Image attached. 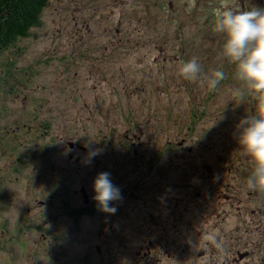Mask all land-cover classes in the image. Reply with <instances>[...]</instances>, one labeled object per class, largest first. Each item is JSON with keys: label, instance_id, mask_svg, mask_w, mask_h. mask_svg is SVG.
Instances as JSON below:
<instances>
[{"label": "rangeland", "instance_id": "obj_1", "mask_svg": "<svg viewBox=\"0 0 264 264\" xmlns=\"http://www.w3.org/2000/svg\"><path fill=\"white\" fill-rule=\"evenodd\" d=\"M219 2L50 0L0 51V264H264V193L236 139L256 95L178 72L236 70ZM105 171L114 214L92 199Z\"/></svg>", "mask_w": 264, "mask_h": 264}, {"label": "clouds", "instance_id": "obj_2", "mask_svg": "<svg viewBox=\"0 0 264 264\" xmlns=\"http://www.w3.org/2000/svg\"><path fill=\"white\" fill-rule=\"evenodd\" d=\"M213 27L224 37L222 57L235 65V79L241 83L236 95L240 101L244 100L246 93L256 95L255 111L239 121L236 139L253 164L246 180L247 188L264 193V8L242 10L220 0L213 11ZM178 72L185 80L206 83L209 89H215L225 78L222 70L205 74L197 58L182 62ZM93 188L95 195L92 199L97 202L98 209L114 214L117 208L111 202L123 197L120 188L112 182L111 174L106 171L98 173ZM205 239L215 247H221L215 234H208Z\"/></svg>", "mask_w": 264, "mask_h": 264}, {"label": "trees", "instance_id": "obj_3", "mask_svg": "<svg viewBox=\"0 0 264 264\" xmlns=\"http://www.w3.org/2000/svg\"><path fill=\"white\" fill-rule=\"evenodd\" d=\"M49 2L50 0H0V51L16 40L28 37Z\"/></svg>", "mask_w": 264, "mask_h": 264}]
</instances>
